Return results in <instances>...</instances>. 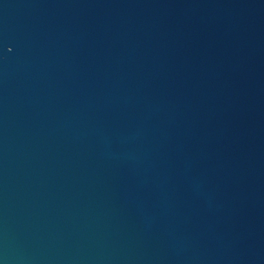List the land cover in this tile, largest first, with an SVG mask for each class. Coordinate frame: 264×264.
Masks as SVG:
<instances>
[{
	"label": "water",
	"instance_id": "95a60500",
	"mask_svg": "<svg viewBox=\"0 0 264 264\" xmlns=\"http://www.w3.org/2000/svg\"><path fill=\"white\" fill-rule=\"evenodd\" d=\"M0 264H264V0H0Z\"/></svg>",
	"mask_w": 264,
	"mask_h": 264
}]
</instances>
